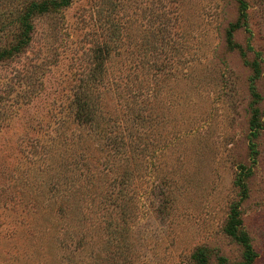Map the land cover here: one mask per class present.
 Masks as SVG:
<instances>
[{
    "label": "rangeland",
    "instance_id": "rangeland-1",
    "mask_svg": "<svg viewBox=\"0 0 264 264\" xmlns=\"http://www.w3.org/2000/svg\"><path fill=\"white\" fill-rule=\"evenodd\" d=\"M0 264H264V0H0Z\"/></svg>",
    "mask_w": 264,
    "mask_h": 264
},
{
    "label": "trees",
    "instance_id": "trees-1",
    "mask_svg": "<svg viewBox=\"0 0 264 264\" xmlns=\"http://www.w3.org/2000/svg\"><path fill=\"white\" fill-rule=\"evenodd\" d=\"M250 252V249H249V247H248V253ZM251 253V252H250Z\"/></svg>",
    "mask_w": 264,
    "mask_h": 264
}]
</instances>
